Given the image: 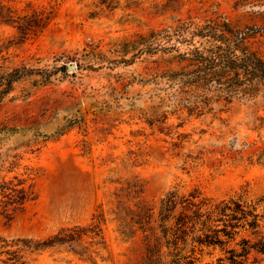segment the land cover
<instances>
[{
  "label": "rangeland",
  "instance_id": "rangeland-1",
  "mask_svg": "<svg viewBox=\"0 0 264 264\" xmlns=\"http://www.w3.org/2000/svg\"><path fill=\"white\" fill-rule=\"evenodd\" d=\"M0 1L15 15L0 17V127L12 129L0 134V237L89 230L71 246L25 250L27 264H141L144 233L121 232L127 207H158L172 191L264 194V96L201 115L177 110L155 81L156 61L169 55L140 51L157 47L153 31L164 30L167 47L171 26L217 14L262 30L264 0ZM255 45L264 52V35ZM24 67L31 72L7 92ZM12 179L35 198L8 221L1 185Z\"/></svg>",
  "mask_w": 264,
  "mask_h": 264
},
{
  "label": "trees",
  "instance_id": "trees-1",
  "mask_svg": "<svg viewBox=\"0 0 264 264\" xmlns=\"http://www.w3.org/2000/svg\"><path fill=\"white\" fill-rule=\"evenodd\" d=\"M0 17L8 21L15 18L1 1ZM162 32L153 31L157 47H150L151 51L143 47L140 51L169 55L155 60V81L163 103L201 115L214 105L236 98L264 96V52L255 45L264 29L242 26L217 14L207 21H179L171 26L167 47L158 43L164 39ZM20 71L31 72L26 67L14 69L6 83L7 92L22 77L23 73L17 75ZM11 130L0 127V134ZM1 188V214L8 221L35 198L24 180L4 181ZM118 219L121 232L127 237H134L138 229L144 233L145 256L141 264H198L202 260L197 254L213 257L206 264H264V194L251 198L243 191L216 200L197 189L188 196L172 191L160 200L158 207H127ZM88 231L76 225L47 239L9 241L0 237V254L8 255L0 259V264H27L25 250L71 246Z\"/></svg>",
  "mask_w": 264,
  "mask_h": 264
},
{
  "label": "water",
  "instance_id": "water-1",
  "mask_svg": "<svg viewBox=\"0 0 264 264\" xmlns=\"http://www.w3.org/2000/svg\"><path fill=\"white\" fill-rule=\"evenodd\" d=\"M74 68V65H71V69Z\"/></svg>",
  "mask_w": 264,
  "mask_h": 264
}]
</instances>
